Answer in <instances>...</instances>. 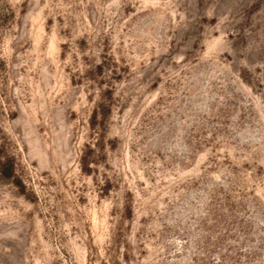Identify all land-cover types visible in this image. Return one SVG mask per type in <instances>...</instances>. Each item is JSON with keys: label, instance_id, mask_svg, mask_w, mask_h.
Masks as SVG:
<instances>
[{"label": "rangeland", "instance_id": "1", "mask_svg": "<svg viewBox=\"0 0 264 264\" xmlns=\"http://www.w3.org/2000/svg\"><path fill=\"white\" fill-rule=\"evenodd\" d=\"M0 264H264V0H0Z\"/></svg>", "mask_w": 264, "mask_h": 264}, {"label": "trees", "instance_id": "2", "mask_svg": "<svg viewBox=\"0 0 264 264\" xmlns=\"http://www.w3.org/2000/svg\"><path fill=\"white\" fill-rule=\"evenodd\" d=\"M13 174V172L11 173H8V172H5V176H7V177H11V175Z\"/></svg>", "mask_w": 264, "mask_h": 264}]
</instances>
